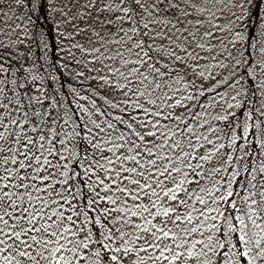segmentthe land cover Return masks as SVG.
<instances>
[{
  "label": "snow or ice",
  "instance_id": "1",
  "mask_svg": "<svg viewBox=\"0 0 264 264\" xmlns=\"http://www.w3.org/2000/svg\"><path fill=\"white\" fill-rule=\"evenodd\" d=\"M0 264H264V0H0Z\"/></svg>",
  "mask_w": 264,
  "mask_h": 264
}]
</instances>
